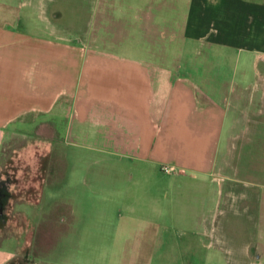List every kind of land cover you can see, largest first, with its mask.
<instances>
[{
	"label": "rangeland",
	"instance_id": "374dc122",
	"mask_svg": "<svg viewBox=\"0 0 264 264\" xmlns=\"http://www.w3.org/2000/svg\"><path fill=\"white\" fill-rule=\"evenodd\" d=\"M131 1L11 0V14L30 20L19 23L27 31L124 56L144 51L171 63L173 75L198 77L199 98L213 91L225 107L212 170L181 175L161 166L139 179L144 167L99 149L101 126H81L86 135L73 126L67 140L66 120L27 114L29 128L0 148V244L14 248L8 264H264V58L255 60L264 43L246 19L254 9L240 4L264 0H222L203 22L192 6L187 23L166 14L185 11L188 0ZM215 38L227 45L213 55Z\"/></svg>",
	"mask_w": 264,
	"mask_h": 264
},
{
	"label": "crops",
	"instance_id": "0c3cea01",
	"mask_svg": "<svg viewBox=\"0 0 264 264\" xmlns=\"http://www.w3.org/2000/svg\"><path fill=\"white\" fill-rule=\"evenodd\" d=\"M221 1L188 0L185 11L176 8L166 15L187 23L195 6V21H208ZM241 3L254 9L246 19L255 22L253 36L264 43V6ZM155 4L156 0L131 1L133 6ZM12 10L11 0H0V148L14 130L29 128L22 118L33 113L66 120L67 140L73 126H78L79 135L87 134L84 125L101 126L99 149L144 167L147 173H138L139 179L161 166L183 171L181 175H209L220 145L225 107L213 91L207 90L204 100L199 98L198 77L173 75L171 63L154 61L144 51L124 56L50 32L27 31L19 27L26 17L11 14ZM209 41L218 44L209 47L213 55L218 50L213 48L227 45L216 38ZM213 55L206 58L213 60ZM258 58H264V49L255 52ZM194 67L199 69L198 64ZM13 256L9 241L0 244V264H8Z\"/></svg>",
	"mask_w": 264,
	"mask_h": 264
},
{
	"label": "built area",
	"instance_id": "2783aa9c",
	"mask_svg": "<svg viewBox=\"0 0 264 264\" xmlns=\"http://www.w3.org/2000/svg\"><path fill=\"white\" fill-rule=\"evenodd\" d=\"M164 169H165V170H167V169L170 170V169H172V167L164 166Z\"/></svg>",
	"mask_w": 264,
	"mask_h": 264
}]
</instances>
